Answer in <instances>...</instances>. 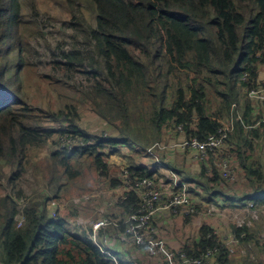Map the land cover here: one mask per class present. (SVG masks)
I'll use <instances>...</instances> for the list:
<instances>
[{"label": "trees", "instance_id": "16d2710c", "mask_svg": "<svg viewBox=\"0 0 264 264\" xmlns=\"http://www.w3.org/2000/svg\"><path fill=\"white\" fill-rule=\"evenodd\" d=\"M59 1L70 17L53 18L38 0H0V264H151L100 250L90 238L92 228L79 225L82 218L99 217L100 199L84 198L85 190H94L101 174L114 188L123 183L110 175L107 162L118 145L126 143L140 157L167 133L173 140H206L231 117L228 148L211 153L197 173L183 179L196 199L218 189L204 194L200 209L220 197L235 208L243 199L264 206V158L258 153L264 147V109L250 96L264 86V0H94L98 28L82 0ZM65 90L74 95L65 99ZM81 104L104 118L109 130H82ZM139 130L145 133L142 145L130 137ZM57 132L71 133L85 146L51 150L34 162ZM224 153L238 165L236 182L220 175L216 161ZM129 169L133 183L160 173L135 159ZM41 186L49 189L45 198L37 195ZM65 186L81 194L63 212H53L50 203L67 197ZM139 201L130 191L121 206L130 209ZM207 218L198 237L179 248L202 258L208 248L220 247L212 264H231L234 248L222 244L221 232ZM233 231L247 245L260 244L248 226L234 224Z\"/></svg>", "mask_w": 264, "mask_h": 264}, {"label": "built area", "instance_id": "2783aa9c", "mask_svg": "<svg viewBox=\"0 0 264 264\" xmlns=\"http://www.w3.org/2000/svg\"><path fill=\"white\" fill-rule=\"evenodd\" d=\"M250 96L264 105V86L251 90ZM233 108H236V103L233 104ZM239 118L242 120V117ZM234 120L235 117L227 119L217 132L211 134L206 140L192 137L184 138L173 144H166L162 141L155 142L147 148V152L155 158L162 173H166V170L169 171L168 180H164L163 176L156 175L153 178L143 177L133 183L129 178L130 171L124 170L121 185L125 186L126 189L120 197L109 202L111 214H116L115 217L110 215V219L104 218L98 221L80 220L79 225L92 228L90 238L102 252L115 259L113 252L122 251L129 261L140 258L148 261L155 260L160 264H163L164 261L169 262V264H203L204 262L210 264L215 259L216 252L220 250V247L208 248L202 258L188 257L182 249L168 248L159 237L158 214L196 216L201 222L203 217L215 213L217 207L207 206L203 209L198 207L200 200L198 201L192 196L189 186L179 170L170 164V157L174 150H178L187 152L191 162L208 161L211 153L228 148L229 136L235 128ZM178 129H183V126H179ZM59 138L62 142V150L73 151L78 146H85L82 142L78 143V138L68 132L63 133ZM231 157L230 153H224L221 160L216 161L222 179L229 183L236 182L239 178L238 165H233L230 161ZM170 166L176 168L178 172H175ZM186 166L189 168V162ZM208 170L211 172V168ZM179 178L182 181H179ZM130 191L137 193L140 201L138 204L133 203L128 209L121 205L126 203ZM228 195L232 196L231 194ZM244 204V210L252 215H254V211H258L260 208L256 207L253 202L245 201ZM116 207L120 210H117ZM220 213L225 215L222 211ZM233 219L235 221L238 219V213H234ZM23 220L24 218L21 222ZM238 223L235 224L241 227V222Z\"/></svg>", "mask_w": 264, "mask_h": 264}, {"label": "rangeland", "instance_id": "374dc122", "mask_svg": "<svg viewBox=\"0 0 264 264\" xmlns=\"http://www.w3.org/2000/svg\"><path fill=\"white\" fill-rule=\"evenodd\" d=\"M84 6V12L90 23L93 25V27L98 28V11L97 6L94 0H82ZM61 2L59 0H38L39 6L47 10L51 14V16L54 18H67L70 17L71 13L70 11L66 10L62 12L64 7L60 4ZM18 56H21V51L18 52ZM18 64H20V61H18ZM264 72V69H263ZM54 85L50 87L51 92L53 94V97L51 98L52 105L54 108L57 107V94L53 91ZM74 95L72 91H64V96L66 99V95ZM262 105V104H261ZM264 107V105H263ZM78 111L80 113V119L78 121L79 125L82 127L81 129L84 131H87L88 134H97L101 135L103 132L109 130V125L107 126V121L104 120L99 114H97L93 108L86 104H81L78 108ZM47 126H53L56 128V124L51 123L50 120L45 121ZM110 131H113V127H110ZM63 133L57 132L50 140L49 142L44 145V147L40 148L34 157V162H39L42 159H44L46 156H48L51 152V150H62V142L59 138ZM132 139L139 140V145H142V142L145 140V133L144 131L139 130V134L135 136H130ZM172 135L169 133L165 134L163 138L157 140L162 141L166 144H173L176 143L182 139L176 138L172 139ZM155 141V142H157ZM155 142H153L151 145H153ZM151 145L147 146L150 147ZM118 150L114 155H107V162L111 168L110 175H116V177L123 180L124 170H128L130 166V162L135 159L139 162H145L147 164V167L149 170H153L158 167V164L152 156H150L147 152V154L141 153L140 157H136V154H133L134 152L128 149V145L126 143H122L118 145ZM142 148V147H141ZM146 148V150H147ZM263 148V149H262ZM165 153V152H164ZM260 156L264 158V147L261 146L259 149ZM146 156V157H144ZM187 162H189L190 166H186ZM170 164H176L182 168L181 176L184 178V176L187 174V176H190L191 172L188 170H192L193 172H197L196 167L200 166V163L197 162H191L189 159V154L187 152H182L178 150H174L172 152V155L170 157ZM175 172H178L176 168L170 166ZM159 168V167H158ZM186 168V169H185ZM160 169V168H159ZM90 170H88L89 172ZM94 171V170H93ZM166 173H162L160 171L159 176H163L164 180H168L169 178V171L166 170ZM179 175V173H178ZM105 177V178H104ZM107 175H100L98 180H101L102 182L98 183V185L95 187L94 190L91 186L89 189L85 190L87 192L84 198L90 199V196H97L100 199V202L97 205V213L99 215L98 218L94 217H87L82 218L81 220L85 221H98L104 218L110 219V206L109 202L111 200H116L118 197H120L121 194H123L124 190L126 189L125 186L121 185V183L116 184L117 188H114L110 185V183H106L104 180L106 179ZM94 178V177H93ZM96 180V179H95ZM179 181H182L181 178H179ZM170 182H173V180H170ZM109 185L107 187L106 185ZM169 184V183H168ZM110 188V189H109ZM264 188V186H263ZM65 189L68 191L67 197L60 199L58 202L56 200H53L54 202L50 203L51 210L54 212L59 207V210L62 212L67 208L68 203L70 199L75 198L76 195L81 194L78 189L74 187H68L65 186ZM109 189V193L107 190ZM47 186L42 187L38 191L37 195H41L42 198H45V196L49 193ZM218 189L212 188L209 191L204 190L202 195L197 196V200L200 202H203L204 200V194L209 192V194H214ZM91 193V194H89ZM38 198V197H34ZM246 200L241 201V207L235 208L231 202H224L222 198H219V201L216 203L212 201L210 204L208 203L206 206L209 207H217L216 211L213 215L209 216H215L216 220H209L205 216L203 217L202 221L200 222V219L196 216H193L190 220H185L184 216L182 215H173V214H167V217L170 218V222H172L174 219H177V217L181 216L183 218V223L176 224V221L172 226L169 228L166 227L164 231L161 227V220L164 218L166 214L159 213L158 217L162 216L161 219L158 220L157 226L160 228L159 230V237L164 243L167 245L170 249H177L179 248L183 243H185L188 240H193L198 237V234L200 232V227L206 220L209 223H212L214 226L217 227V231L222 234L221 237H223V242L226 244V246H230L234 248V254L232 256L235 258L234 261H231V264H264V207H260L258 211H254V215L249 214L247 211L244 210L245 204L243 203ZM248 201V200H247ZM246 201V202H247ZM199 202V204H201ZM251 202V201H249ZM59 204V205H58ZM237 206H240L239 204ZM117 208V207H116ZM117 210H120L117 208ZM224 212L225 215H221L220 212ZM234 213H238V219L236 221L233 219ZM53 214V213H52ZM55 215V213H54ZM241 222V227L248 226L250 230V234L253 238H256L259 241V245H247L248 243L241 242L239 238L234 234L233 227L235 223ZM239 224V223H238ZM222 225V226H221ZM239 227V226H237ZM245 235V232L242 234V236ZM180 249V248H179ZM236 252H240V255H236ZM215 258V257H214ZM216 259V258H215ZM145 262H149L151 264H157L155 260H147L144 259Z\"/></svg>", "mask_w": 264, "mask_h": 264}, {"label": "crops", "instance_id": "0c3cea01", "mask_svg": "<svg viewBox=\"0 0 264 264\" xmlns=\"http://www.w3.org/2000/svg\"><path fill=\"white\" fill-rule=\"evenodd\" d=\"M173 166H175L179 171H182V168L180 167V166H178V165H176V164H172ZM186 169V168H185ZM196 169H198V168H196ZM189 172H191L190 174H192V170H188ZM196 171H199V169L198 170H196ZM195 173H197V172H195ZM185 176H187V174L185 175ZM190 177H191V175H190ZM162 218V216H160L159 217V219H161ZM158 219V220H159ZM183 218H181V216H179V217H177V219H174L172 222H170V218L169 217H167V214L164 216V218L161 220V222H162V224H161V227H162V230L164 231V229L166 228V227H170V226H172L173 224H174V222L176 221V224L178 225V223L180 222V223H183L182 220ZM185 219V218H184ZM203 219V218H202ZM222 226V225H221ZM215 261V259L210 263V264H212L213 262ZM157 264H160V263H158V262H156Z\"/></svg>", "mask_w": 264, "mask_h": 264}]
</instances>
